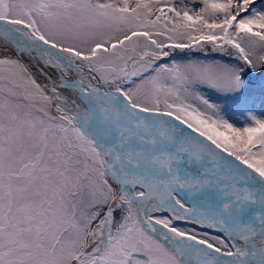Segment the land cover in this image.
Listing matches in <instances>:
<instances>
[{
    "label": "snow or ice",
    "instance_id": "snow-or-ice-1",
    "mask_svg": "<svg viewBox=\"0 0 264 264\" xmlns=\"http://www.w3.org/2000/svg\"><path fill=\"white\" fill-rule=\"evenodd\" d=\"M250 73L264 0H0V264H264Z\"/></svg>",
    "mask_w": 264,
    "mask_h": 264
},
{
    "label": "rangeland",
    "instance_id": "rangeland-1",
    "mask_svg": "<svg viewBox=\"0 0 264 264\" xmlns=\"http://www.w3.org/2000/svg\"><path fill=\"white\" fill-rule=\"evenodd\" d=\"M250 75L252 76V78L257 79L258 81H262L264 79V77H261L259 75H257L256 73H250ZM253 81V79H251ZM250 87L254 93V98H255V104L254 107H261L264 106V104L261 103V87H262V83H251L250 82Z\"/></svg>",
    "mask_w": 264,
    "mask_h": 264
},
{
    "label": "trees",
    "instance_id": "trees-1",
    "mask_svg": "<svg viewBox=\"0 0 264 264\" xmlns=\"http://www.w3.org/2000/svg\"><path fill=\"white\" fill-rule=\"evenodd\" d=\"M259 2L260 0H257V6H259ZM255 109L259 112L261 110H264V106L257 108L255 107ZM226 118H230V122H235L237 126H239V124L242 123L243 120V118L238 113H234L231 110H229V112L227 113Z\"/></svg>",
    "mask_w": 264,
    "mask_h": 264
}]
</instances>
